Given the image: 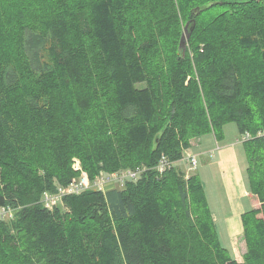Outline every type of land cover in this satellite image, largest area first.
I'll list each match as a JSON object with an SVG mask.
<instances>
[{"label": "trees", "instance_id": "1", "mask_svg": "<svg viewBox=\"0 0 264 264\" xmlns=\"http://www.w3.org/2000/svg\"><path fill=\"white\" fill-rule=\"evenodd\" d=\"M196 1L0 0V264H264V5L222 16L211 36L190 22ZM184 15L193 29L175 48ZM230 122L251 136L260 204L241 216L242 262L197 173L173 165ZM138 169L44 205L81 172Z\"/></svg>", "mask_w": 264, "mask_h": 264}, {"label": "rangeland", "instance_id": "2", "mask_svg": "<svg viewBox=\"0 0 264 264\" xmlns=\"http://www.w3.org/2000/svg\"><path fill=\"white\" fill-rule=\"evenodd\" d=\"M219 0H197L195 6L196 15L190 21L193 27H196V23L200 25L204 33L211 36L220 35L223 33L226 25H219V19L227 14L236 15L237 13H243L246 8V4L250 0H223L221 4ZM236 2L242 3L245 6L236 5ZM252 6L264 5V0H252ZM259 6H257L259 8ZM238 7V8H236ZM264 7V6H263ZM200 15V16H199ZM211 17L209 21H204L205 28H209L207 24L210 23L211 30L206 31L200 19H204V16ZM199 16V18H197ZM188 16L184 15L183 20L177 24L175 31L174 45L178 46V43L188 38V34L192 31H187V26L190 22ZM216 22V24H214ZM198 25V26H199ZM145 30L144 32H147ZM185 43V42H184ZM183 44V43H182ZM242 133L239 132L237 125L234 122L227 123L222 128L221 138H216L213 134L205 135L197 138L198 141L192 140L191 146L184 151L182 161L175 163L178 169L183 171L186 176L197 173L202 185L204 187V195L210 209L212 219L215 225V229L219 238V241L229 254L234 258L232 253V239L240 237L242 227V221L240 215L249 211L254 207L255 200L248 183V167L249 161L247 154L243 147V142L240 141ZM238 140V141H237ZM194 158L196 160L195 168H192L189 159ZM75 161V160H74ZM167 163V162H166ZM166 163L164 166H166ZM77 161L74 164L76 170ZM163 168L160 170L162 171ZM128 170L121 171L126 173ZM133 172L140 173V169L131 170ZM101 174V173H100ZM99 174V175H100ZM138 175L135 179L138 178ZM79 176V175H78ZM76 176L75 178H77ZM124 175L110 176L109 179L97 177L94 180L87 181V190H93L96 187L98 189H109L113 187L120 188V180ZM74 178V179H75ZM68 185V184H67ZM62 189V187H58ZM54 194L53 196H57ZM60 205V202L57 203ZM61 207V205H60ZM242 216V215H241ZM243 233V232H242ZM240 246L236 244V254L240 253Z\"/></svg>", "mask_w": 264, "mask_h": 264}, {"label": "built area", "instance_id": "3", "mask_svg": "<svg viewBox=\"0 0 264 264\" xmlns=\"http://www.w3.org/2000/svg\"><path fill=\"white\" fill-rule=\"evenodd\" d=\"M257 137H264V127L257 133ZM251 138V136L249 135V133H245L244 135H242L240 142H243L245 140H249ZM189 161L191 162V166L192 168H195L196 166V160L194 158L189 159ZM166 162H164V160L161 161L159 169L161 170L162 168H164ZM78 164V163H77ZM75 167V166H74ZM78 169H79V164L77 165ZM76 169V168H75ZM115 174V176H120V175H124L123 178H121L120 183L121 185H123V183L127 180H133L136 178V176L138 175V172H133L131 170H128L126 173H113ZM113 174H103L101 173L100 175H98V177H102V178H108L110 176H113ZM89 178L87 177V175L85 173H80V175L75 178L74 180H72L68 185L63 186V190L62 189H58L56 192L58 193L57 196H53L56 193L50 194V193H44V205L47 208L52 207L53 205H57L58 202H61L62 197L65 195H77L85 190H87V181ZM92 182V181H91ZM96 190H100L103 191L104 189H98V187L95 188ZM11 216V211L10 210H6L5 208H0V218H5V217H10Z\"/></svg>", "mask_w": 264, "mask_h": 264}, {"label": "crops", "instance_id": "4", "mask_svg": "<svg viewBox=\"0 0 264 264\" xmlns=\"http://www.w3.org/2000/svg\"><path fill=\"white\" fill-rule=\"evenodd\" d=\"M194 140H196V142L198 141V139H194ZM238 141V140H237ZM245 141H247V140H245ZM245 141H243V143L245 142ZM238 142H240V141H238ZM254 202H255V204H254V207L253 208H251V209H258L259 208V206H260V204H259V202H258V200H257V197L255 196L254 197ZM243 214V213H242ZM241 214V215H242ZM241 215H240V218H241ZM260 215H258V217H259ZM243 231H242V229H241V234L239 235L240 237H238L237 239H239V240H236L235 239V237H234V239H232V253H233V256H234V259L236 260V261H238V262H242V260H243V255L245 254V252H246V244H245V241H244V238H243V233H242ZM236 244H238L239 246H240V253L237 255L236 254Z\"/></svg>", "mask_w": 264, "mask_h": 264}, {"label": "water", "instance_id": "5", "mask_svg": "<svg viewBox=\"0 0 264 264\" xmlns=\"http://www.w3.org/2000/svg\"><path fill=\"white\" fill-rule=\"evenodd\" d=\"M181 42L183 43V40Z\"/></svg>", "mask_w": 264, "mask_h": 264}]
</instances>
